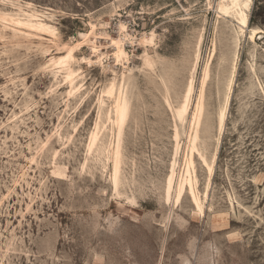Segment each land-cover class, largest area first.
I'll list each match as a JSON object with an SVG mask.
<instances>
[{
    "label": "rangeland",
    "instance_id": "374dc122",
    "mask_svg": "<svg viewBox=\"0 0 264 264\" xmlns=\"http://www.w3.org/2000/svg\"><path fill=\"white\" fill-rule=\"evenodd\" d=\"M220 1L0 0V264H264V0L251 4L249 26L263 30L254 38ZM29 9L56 33L2 18ZM92 28L103 60L90 44L76 48L71 82L50 59ZM110 37H123L127 61ZM201 40L199 209L188 189L179 201L167 194L174 163L180 176L191 153L192 110L179 148L176 110ZM124 77L130 109L115 180L117 129L104 116L114 103L103 94Z\"/></svg>",
    "mask_w": 264,
    "mask_h": 264
},
{
    "label": "bare ground",
    "instance_id": "6f19581e",
    "mask_svg": "<svg viewBox=\"0 0 264 264\" xmlns=\"http://www.w3.org/2000/svg\"><path fill=\"white\" fill-rule=\"evenodd\" d=\"M7 1V0H6ZM10 1V0H8ZM13 1V0H12ZM253 0H221L220 6L223 7V13L225 15L233 14L238 18L239 26L241 27L242 32H245L246 29L249 30V34L251 38H254L258 34L262 33L263 30L258 26H249V12L251 8ZM13 3V2H11ZM207 4L209 7H213L212 0H207ZM42 14L35 12L34 10H27L24 11L23 16H20L19 14L17 16H9L2 15V18L7 19V21H10L13 24H18L19 26H25L33 31H49L56 33V27L52 25L49 22H46L45 19H43ZM92 27H94V24H92ZM121 30H126V25L121 24ZM92 35H97L92 28L90 33H86L83 36V40L74 47L65 45L67 53L66 55L55 58L52 57L50 59L51 64L53 63H59L60 69L62 73L65 75L66 79H70L71 82H73L78 75L77 70L72 66L71 62L76 60V55L74 53L75 49L79 46H83L85 44H90L92 46L93 52L99 57L98 61L103 60L104 53L100 52V48L97 44L96 40H92ZM129 35V34H128ZM96 38H98L96 36ZM112 44L115 47L114 51V57L116 60H128L129 55L128 52L124 46L123 43V37L119 38H113L110 37ZM201 44L202 40L200 41V45L198 48V52L196 54V59L192 68L191 77L186 89L185 96L183 97L184 101L181 102L182 104L179 105L177 108V117H179V120L181 122V126H176V140L178 144V148L181 146L180 143V136L182 129H186V124L188 121V115L191 113V120L189 122V127L186 130V135L188 137V140L191 142L192 145H190L191 153H189V156L186 158L185 162V168L183 170V173H179L180 176H178V173H176L175 163L173 165L171 174L168 178V199L171 198V195L173 194L172 190L175 191V199L176 201H179L183 195L186 193V190L188 189L190 193L192 194V197L194 201L196 202L199 209H202L199 192L196 189L195 183L196 178L194 176L195 172V161H194V154L195 152H198V154L201 156L202 160L204 162H207L206 156L201 152L200 148L198 147V141L200 139V132H199V126L204 114L205 106H204V88L207 84L208 78H209V63L207 62L203 69L202 74L199 78V89L198 92H196V72H198V65L201 59ZM211 48V47H210ZM215 51V41L213 43L212 47V53ZM239 55V54H238ZM80 58V57H78ZM89 63H95L97 61L93 60L92 58H86L84 57ZM237 59V55H236ZM235 59V60H236ZM145 60L149 65L154 64V60L152 57H150L148 54L145 56ZM75 62V61H74ZM234 79V78H233ZM233 79L229 86V93L226 96L224 106L222 107L220 111L219 116V126H220V132L222 133L225 128L226 123V116L228 107L230 105V92L232 89ZM105 94L109 99H111L114 103L112 108H108L105 111V117L111 122L112 128L117 129V140L116 145L113 147L111 153H112V159L114 160V177L115 180L118 179L119 172H120V164L122 162V152H121V143H122V134L124 131L125 122L127 120L129 109H130V102L128 100V84L126 83L125 77L118 81L117 79H113L108 87H105ZM102 108H104V105L106 101L102 99L100 102ZM100 108V107H99ZM106 108V107H105ZM100 108V112H101ZM103 112V111H102ZM101 114V118H102ZM190 117V115H189ZM100 122L96 124L97 129L94 131L90 137L89 143H88V149L90 152L94 151L96 148H98L99 140H100ZM95 127V128H96ZM186 152V151H185ZM184 161V160H183ZM184 164V163H183ZM208 164V162H207ZM210 174H213V166L209 165Z\"/></svg>",
    "mask_w": 264,
    "mask_h": 264
}]
</instances>
